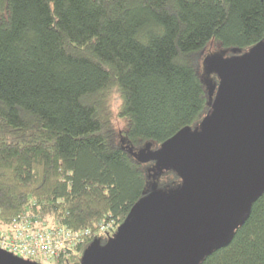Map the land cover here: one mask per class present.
I'll use <instances>...</instances> for the list:
<instances>
[{
  "label": "trees",
  "instance_id": "16d2710c",
  "mask_svg": "<svg viewBox=\"0 0 264 264\" xmlns=\"http://www.w3.org/2000/svg\"><path fill=\"white\" fill-rule=\"evenodd\" d=\"M263 38L264 0H0V221L34 201L73 230L120 224L153 182L176 188L127 148L208 112L204 50ZM197 264H264V191Z\"/></svg>",
  "mask_w": 264,
  "mask_h": 264
},
{
  "label": "water",
  "instance_id": "95a60500",
  "mask_svg": "<svg viewBox=\"0 0 264 264\" xmlns=\"http://www.w3.org/2000/svg\"><path fill=\"white\" fill-rule=\"evenodd\" d=\"M229 52L203 56L210 108L197 125L155 148H127L138 162L153 161L157 174L174 170L180 184L163 190L153 182L114 234L103 244L93 239L78 264H197L246 220L264 191V38ZM0 264L39 263L0 248Z\"/></svg>",
  "mask_w": 264,
  "mask_h": 264
},
{
  "label": "built area",
  "instance_id": "2783aa9c",
  "mask_svg": "<svg viewBox=\"0 0 264 264\" xmlns=\"http://www.w3.org/2000/svg\"><path fill=\"white\" fill-rule=\"evenodd\" d=\"M116 227V219L109 215L93 229L73 230L62 217L31 201L9 221H0V248L40 264H57L78 254L87 238H108Z\"/></svg>",
  "mask_w": 264,
  "mask_h": 264
},
{
  "label": "rangeland",
  "instance_id": "374dc122",
  "mask_svg": "<svg viewBox=\"0 0 264 264\" xmlns=\"http://www.w3.org/2000/svg\"><path fill=\"white\" fill-rule=\"evenodd\" d=\"M208 51H215V50H212V49H206V50H204V51H203V55H202V57L200 58V61H199V62H200V67H199V68H200V73H201V76L204 77L203 80H204L206 83H208V84H207V87H208V85H210V84H209L210 79H209V76H208L207 74H206V75L203 74V71H202V70H203V69H202V59H203L204 54H205L206 52H208ZM218 51H219V50H218ZM208 88H209V87H208Z\"/></svg>",
  "mask_w": 264,
  "mask_h": 264
},
{
  "label": "flooded vegetation",
  "instance_id": "af4514ba",
  "mask_svg": "<svg viewBox=\"0 0 264 264\" xmlns=\"http://www.w3.org/2000/svg\"><path fill=\"white\" fill-rule=\"evenodd\" d=\"M66 264H68V263H66Z\"/></svg>",
  "mask_w": 264,
  "mask_h": 264
}]
</instances>
